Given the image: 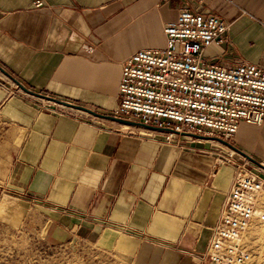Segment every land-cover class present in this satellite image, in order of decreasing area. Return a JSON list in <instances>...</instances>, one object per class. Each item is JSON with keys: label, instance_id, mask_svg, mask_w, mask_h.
I'll return each mask as SVG.
<instances>
[{"label": "crops", "instance_id": "1", "mask_svg": "<svg viewBox=\"0 0 264 264\" xmlns=\"http://www.w3.org/2000/svg\"><path fill=\"white\" fill-rule=\"evenodd\" d=\"M43 1L0 0V189L36 211L50 244L99 245L133 264H196L234 175L216 157L234 148L235 162L264 164V123L242 121L231 141L176 132L168 141L170 129L55 99L111 114L121 62L163 47L164 25L182 8L229 25L207 62L264 67V0Z\"/></svg>", "mask_w": 264, "mask_h": 264}, {"label": "built area", "instance_id": "2", "mask_svg": "<svg viewBox=\"0 0 264 264\" xmlns=\"http://www.w3.org/2000/svg\"><path fill=\"white\" fill-rule=\"evenodd\" d=\"M43 4L35 0L36 6ZM228 29L219 15L182 8L164 25L163 47L139 49L121 62L111 114L168 128V141L175 132L231 141L242 121L262 125L264 67L253 62L223 67L206 60L205 50L226 42ZM232 149L216 157L217 165L233 163L234 175L205 248L193 254L197 264H247L252 253L245 233L255 217L264 220V164L235 162Z\"/></svg>", "mask_w": 264, "mask_h": 264}, {"label": "rangeland", "instance_id": "3", "mask_svg": "<svg viewBox=\"0 0 264 264\" xmlns=\"http://www.w3.org/2000/svg\"><path fill=\"white\" fill-rule=\"evenodd\" d=\"M40 223L42 219L34 209L6 196L0 189V264H133L120 253L99 245L50 244L44 238ZM262 223L245 233L243 241L252 253L247 264H264ZM194 260L197 264L195 257Z\"/></svg>", "mask_w": 264, "mask_h": 264}, {"label": "water", "instance_id": "4", "mask_svg": "<svg viewBox=\"0 0 264 264\" xmlns=\"http://www.w3.org/2000/svg\"><path fill=\"white\" fill-rule=\"evenodd\" d=\"M55 100H57L58 102H60L62 104H65L67 106H71V107L83 109V110H85V111H87L89 113H92L94 115H98V116L106 117V118H109V119H113V120L119 121L121 123L135 124V125H144V126H147V127H150V128H154V129L162 128V127H159V126H155V125H151V124H146V123H143V122H140V121H136V120L126 119V118H123V117H117L115 115L108 114V113H101V112H98V111L93 110L91 108H88V107H86L84 105L75 104V103H72L70 101H65V100H61V99H55Z\"/></svg>", "mask_w": 264, "mask_h": 264}, {"label": "bare ground", "instance_id": "5", "mask_svg": "<svg viewBox=\"0 0 264 264\" xmlns=\"http://www.w3.org/2000/svg\"><path fill=\"white\" fill-rule=\"evenodd\" d=\"M260 219L261 218H259V217H255L254 218V220L251 222V224H250V226H249V229L248 230H254V229H257V227H258V224L260 223H262V222H260ZM262 221V220H261ZM259 224V225H260ZM262 224H264V222L262 223Z\"/></svg>", "mask_w": 264, "mask_h": 264}]
</instances>
